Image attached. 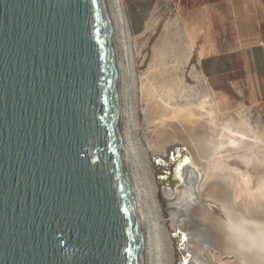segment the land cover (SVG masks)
<instances>
[{
  "label": "water",
  "instance_id": "obj_1",
  "mask_svg": "<svg viewBox=\"0 0 264 264\" xmlns=\"http://www.w3.org/2000/svg\"><path fill=\"white\" fill-rule=\"evenodd\" d=\"M0 264H146L108 0H0Z\"/></svg>",
  "mask_w": 264,
  "mask_h": 264
},
{
  "label": "rangeland",
  "instance_id": "obj_2",
  "mask_svg": "<svg viewBox=\"0 0 264 264\" xmlns=\"http://www.w3.org/2000/svg\"><path fill=\"white\" fill-rule=\"evenodd\" d=\"M112 1L127 34L124 74L130 157L147 189V203L166 255L171 264H242L236 254L222 255L199 242L193 229L177 225L178 192L187 183L176 179L174 172L176 176L185 156L196 154L193 139L218 140L219 131L229 128L235 136L211 160L212 176L235 169L250 177V186L264 184V0H245L252 8L256 5L246 23L245 14L236 11L237 0ZM259 15L261 21L254 26ZM191 107L196 113L188 116ZM162 112L170 124L190 121L196 126L192 136L168 127L161 146L158 115ZM195 154L192 157L198 159ZM218 162L221 165L215 168ZM233 196L231 200H240ZM203 200L198 220H204V209L219 215L216 202L207 196Z\"/></svg>",
  "mask_w": 264,
  "mask_h": 264
},
{
  "label": "bare ground",
  "instance_id": "obj_3",
  "mask_svg": "<svg viewBox=\"0 0 264 264\" xmlns=\"http://www.w3.org/2000/svg\"><path fill=\"white\" fill-rule=\"evenodd\" d=\"M108 4L110 7L115 34V48L118 65L119 104L126 150V163L134 185L136 195L138 212L143 232L146 264H171L169 258L167 257V250L164 249L162 244V239L160 237L159 232V225L153 219V214H151L152 211L150 210V207L147 203V197L149 196L146 195L147 189L145 190L142 186V182L140 181L138 174L136 173L135 164L133 162L134 160H132L133 158L131 159L130 157V148L133 147H131L129 127L130 124L128 120L129 108H127V83L125 82L126 73L124 74V68H126V60L128 61V55L126 53L127 34L125 29L122 27L124 19L123 16L120 14L121 12H116L114 8L115 4L113 5L112 0H108ZM182 110H184V108ZM195 113L196 112H194L193 107L187 110L188 116H193V114ZM169 115L171 114H168L167 112L166 117H168ZM158 117L160 118L159 123H161L160 125H162V127L159 125L161 127L159 129V137H161L159 140L161 146L165 143L162 142L166 137V133L169 131L167 130L168 127L173 128L174 133L179 134L181 136L191 135L193 128L196 127L195 124V127H193V125L191 126L190 124H188L190 121H188V123L186 121L184 123L180 122L181 125L179 123H167L168 120H165V113L163 112L160 113ZM168 118H170V116ZM218 134L220 135V138L218 140H215V138L209 139V137H203L194 142L193 139V144L196 149V151L194 152H196V154L194 152L192 153H194L195 156L198 157V159H194L196 157H192L194 154L192 156H189L187 154L188 156H185L176 167V178H183L184 180L187 179L189 181V183H187L186 189L181 192H178L177 204L180 207V213L179 211L177 212L178 217L176 223L181 229H193L194 231H191L195 233V238H198L199 242H202V244L204 245L210 244V246L217 249L218 252H220L222 255L226 253H234L237 255L238 260L240 259L241 263H244V261L246 260L252 264H264V247L256 246L252 247L251 250H248V247H240V244H245L246 246L250 245L251 242L249 241L248 237L250 235H255V233L257 232V229L254 227V225L257 223H264V184L258 185L256 187L250 186V177L245 173L235 172V169H229L230 171L228 170L225 173L223 172V175H216L215 177L212 176L214 169H210L211 160L217 153L222 152L221 150L226 145V143L230 141L229 139L234 138L235 136L233 130L229 128L225 129L224 131L220 130ZM191 136L190 138H192ZM185 158L187 160V164L184 163ZM217 165L220 166L221 162H218L216 165H214L215 168L218 167ZM209 177H213V179L208 180ZM233 194L235 196H238L240 200H236L235 198V200H231ZM206 196L210 197V201H214L217 203V206L219 207L218 211L220 213L218 215L217 213H215V211H212L215 213L213 214L212 212L210 213L208 210L204 209V214L202 215V218L204 220L199 219L200 221H202L200 222L198 218L201 209H203L202 201H204L203 199H205ZM235 202H237V204ZM225 209L230 210V213L226 212ZM228 221L241 223V231L235 234L231 241L226 239V236L228 235L226 231V222ZM184 237H187V233H185ZM257 243L259 245L261 241L258 240Z\"/></svg>",
  "mask_w": 264,
  "mask_h": 264
},
{
  "label": "clouds",
  "instance_id": "obj_4",
  "mask_svg": "<svg viewBox=\"0 0 264 264\" xmlns=\"http://www.w3.org/2000/svg\"><path fill=\"white\" fill-rule=\"evenodd\" d=\"M225 211L230 213V210L228 209H225ZM254 227L257 229V232L255 233V235H250L248 237L251 244L248 246H246L245 244H240L241 248L248 247V250H251L252 247L256 246L264 247V223H257L254 225ZM226 231L228 233L226 239L231 241L234 235L241 231V223H236L233 221L226 222ZM258 240L261 241L259 245L257 243Z\"/></svg>",
  "mask_w": 264,
  "mask_h": 264
},
{
  "label": "crops",
  "instance_id": "obj_5",
  "mask_svg": "<svg viewBox=\"0 0 264 264\" xmlns=\"http://www.w3.org/2000/svg\"><path fill=\"white\" fill-rule=\"evenodd\" d=\"M254 6L256 7V5L253 4V8H252V6L250 4H248L247 1H245V0H237V8H236V11H237V13H244L245 14V16L243 15L244 20H245V21L244 20L243 21L245 23L249 20L248 13H252V12H255L256 11V9H255ZM258 12H260V14H261L260 8H259ZM253 21H254V26H255L256 23H260L261 16L259 15V18L258 19H257V16H256L253 19ZM242 27H246V24L242 25Z\"/></svg>",
  "mask_w": 264,
  "mask_h": 264
},
{
  "label": "snow or ice",
  "instance_id": "obj_6",
  "mask_svg": "<svg viewBox=\"0 0 264 264\" xmlns=\"http://www.w3.org/2000/svg\"><path fill=\"white\" fill-rule=\"evenodd\" d=\"M184 163L187 164V160H186V158H185V160H184ZM185 239H187V237H185Z\"/></svg>",
  "mask_w": 264,
  "mask_h": 264
},
{
  "label": "flooded vegetation",
  "instance_id": "obj_7",
  "mask_svg": "<svg viewBox=\"0 0 264 264\" xmlns=\"http://www.w3.org/2000/svg\"><path fill=\"white\" fill-rule=\"evenodd\" d=\"M186 183H189V181L187 179H185Z\"/></svg>",
  "mask_w": 264,
  "mask_h": 264
}]
</instances>
